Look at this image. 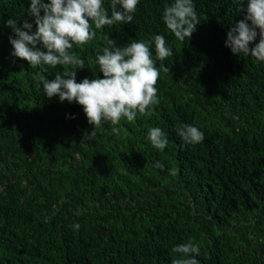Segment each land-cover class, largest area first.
Here are the masks:
<instances>
[{"label": "trees", "instance_id": "trees-1", "mask_svg": "<svg viewBox=\"0 0 264 264\" xmlns=\"http://www.w3.org/2000/svg\"><path fill=\"white\" fill-rule=\"evenodd\" d=\"M173 2L139 0L132 23L93 25L96 37L70 50L85 62L75 69L14 57L7 20L35 31L30 0H0V264H171L189 240L199 264H264V61L225 46L248 0H193L200 22L184 41L163 20ZM157 34L173 51L156 60L170 69L158 105L134 122L102 121L94 137L83 107L47 97L35 78H103L106 36L123 46ZM184 124L203 141L186 143ZM151 127L166 133L162 151Z\"/></svg>", "mask_w": 264, "mask_h": 264}, {"label": "clouds", "instance_id": "clouds-1", "mask_svg": "<svg viewBox=\"0 0 264 264\" xmlns=\"http://www.w3.org/2000/svg\"><path fill=\"white\" fill-rule=\"evenodd\" d=\"M138 4L139 0H110L109 15L104 0H49L48 3L30 0L27 14L34 18L35 31L28 20L20 27H17L16 20H7V25L15 33L14 38L9 37L13 48L11 54L26 60L32 68L44 65L83 68L84 60L70 51L73 46L88 44L96 37L93 25L99 30L117 23H132ZM163 20L180 41L190 38L200 22L193 0H174L166 5ZM257 36L259 41L250 47ZM105 39L106 46L96 57L103 78H84L77 82L75 70L57 73L54 79L35 74L47 97L58 96L61 102L75 101L83 107L88 123L93 126L92 137L96 135L94 129L102 126V121L118 125L122 119L134 122L138 114L150 116L151 110L159 103L156 85L161 70L170 71L164 64L157 67L156 60L164 61L173 56L164 35L157 34L152 41L133 39L123 46L109 36ZM153 43L156 59H153ZM225 46L233 54L242 53L264 61V0H248L246 15L227 32ZM111 131L118 135L120 129L113 127ZM178 135L189 144L204 139L203 133L189 124L182 125ZM148 139L161 151L168 144L166 133L160 127L149 128ZM155 166L163 167L160 162ZM74 227L78 229L79 225ZM172 252L180 256L173 258L171 264H199L196 256L200 248L191 240L174 246Z\"/></svg>", "mask_w": 264, "mask_h": 264}]
</instances>
